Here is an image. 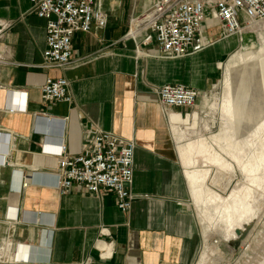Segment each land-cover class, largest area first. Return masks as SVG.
<instances>
[{
    "label": "crops",
    "instance_id": "0c3cea01",
    "mask_svg": "<svg viewBox=\"0 0 264 264\" xmlns=\"http://www.w3.org/2000/svg\"><path fill=\"white\" fill-rule=\"evenodd\" d=\"M152 2L102 0L106 26L75 32L71 65L63 69L42 67L45 20L30 0H0V131L9 133L0 165V258L8 261L0 264L195 263L203 234L172 126L194 129L202 121L200 100L229 43L214 41L215 30L206 32L211 45L183 58L150 54L151 46L124 35L130 18ZM47 77L68 80V101L41 99ZM175 82L199 96L193 108L173 109L175 122L168 123L154 88ZM97 129L135 142L134 199L126 211L109 194L100 198L76 185L60 194L51 184L58 141L76 154ZM9 208L17 209L16 219L7 218ZM98 240L112 244L111 257L99 255Z\"/></svg>",
    "mask_w": 264,
    "mask_h": 264
},
{
    "label": "built area",
    "instance_id": "2783aa9c",
    "mask_svg": "<svg viewBox=\"0 0 264 264\" xmlns=\"http://www.w3.org/2000/svg\"><path fill=\"white\" fill-rule=\"evenodd\" d=\"M30 10L45 20L42 67L63 68L71 65V38L77 31L103 28L108 15L102 0H30ZM264 21V0H153L139 15L130 18L124 39L151 46L150 54L164 59H178L204 48L207 25H217L219 39L238 36L249 24ZM203 44V46H199ZM69 82L65 77H47L40 86L43 101H68ZM163 116L170 123L175 108H193L199 91L183 83H167L154 88ZM20 102V101H19ZM19 105V104H17ZM18 107V106H17ZM9 133L0 131V165L8 153ZM135 142L97 129L87 134L76 154H68L58 144L51 152L58 155L56 168L49 173L60 194L74 185L102 198L111 195L121 210L130 209L134 199L132 182ZM21 183V178H20ZM27 182L20 186L26 187ZM7 218L16 219L17 209L9 208ZM103 236L108 235L101 228ZM103 246L99 247L97 244ZM96 248L103 258L113 254L112 244L98 240Z\"/></svg>",
    "mask_w": 264,
    "mask_h": 264
},
{
    "label": "bare ground",
    "instance_id": "6f19581e",
    "mask_svg": "<svg viewBox=\"0 0 264 264\" xmlns=\"http://www.w3.org/2000/svg\"><path fill=\"white\" fill-rule=\"evenodd\" d=\"M258 23H251L248 28ZM213 24L207 25L208 30ZM215 27L218 28L217 25ZM224 39L216 36L214 41ZM203 44H206L205 47L194 53L211 45L210 41L204 39ZM261 50L263 54L257 59L254 56L247 58L248 55L241 51L231 57L233 61L248 60L253 65L233 72L232 86L228 92L226 90L219 106L220 127L217 133L209 139L182 143L185 133L172 126L203 229V247L197 264H216L212 257L215 254L218 260H222L216 245L208 244L209 232L218 229L230 241L244 240L255 224L259 206L264 202V39ZM222 64L216 63L218 67ZM211 108L214 109L213 106ZM197 156H203L213 164L215 171L212 176L210 174V187L206 184L205 171L197 168L189 170L188 166L196 162ZM236 171L248 182L235 185L227 197H222L218 191H225L229 187ZM97 246L103 245L99 243Z\"/></svg>",
    "mask_w": 264,
    "mask_h": 264
},
{
    "label": "rangeland",
    "instance_id": "374dc122",
    "mask_svg": "<svg viewBox=\"0 0 264 264\" xmlns=\"http://www.w3.org/2000/svg\"><path fill=\"white\" fill-rule=\"evenodd\" d=\"M214 25H212L213 27ZM216 26V25H215ZM214 26V27H215ZM211 28L208 33H212L218 28ZM218 38V35H217ZM264 39V22L261 21L253 27H250L241 32L238 36L228 37L229 47L227 48L228 56L222 61V66H217L218 70L215 74L214 85L209 87L203 94L200 100V105L202 108V121L194 129H189L183 126L177 125L172 121L177 127L181 128L185 133V138L182 143L196 142L201 138L209 139L212 134L218 132L220 127L219 120V106L226 95V90L231 88L233 82V72L241 71L246 66H252L248 60L233 61L231 57L238 51L247 54V58L254 56L257 59L258 56L263 54L261 50V42ZM218 63V62H217ZM214 107V109L211 108ZM198 108V106H197ZM199 126V127H198ZM228 161L231 162L230 158ZM189 170L201 169L207 173L206 184L210 187V174H214L213 164L206 160L203 156H197L196 162L189 165ZM248 182L246 178L238 171H236L235 178L229 187L225 191H218L222 197H227L230 194L232 188L237 184H243ZM260 192V189L258 190ZM191 193V192H190ZM191 195V194H190ZM191 203L198 215L197 207L191 195ZM258 215L256 216L255 224L252 226V230L249 232L244 240L233 242L222 236L220 230H213L207 234L208 244H215L216 247L221 252L222 260H218V255H213V259L216 260V264H264V202L259 206ZM200 222V220H199ZM201 225V223H200ZM201 231L203 234V229L201 226ZM204 239V238H203ZM3 246V241L0 243V251ZM203 243L201 245L200 251H202ZM200 254V252H199ZM199 254L194 264H197L199 260ZM1 260L8 261L7 255L0 258Z\"/></svg>",
    "mask_w": 264,
    "mask_h": 264
}]
</instances>
